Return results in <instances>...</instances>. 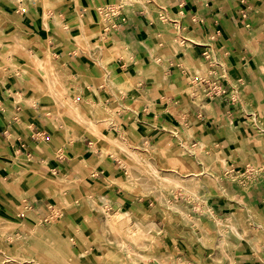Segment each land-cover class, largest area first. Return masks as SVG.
<instances>
[{
	"label": "crops",
	"instance_id": "1",
	"mask_svg": "<svg viewBox=\"0 0 264 264\" xmlns=\"http://www.w3.org/2000/svg\"><path fill=\"white\" fill-rule=\"evenodd\" d=\"M114 2L124 6L126 24L102 39L96 8ZM0 16L5 21L0 39L6 42L18 36L26 43L20 54H9L16 69L22 60L28 61V54H41L48 46L55 60L74 75V82L87 89L82 102L112 107L113 120L131 140L159 146L171 127L182 143L200 146L199 165L209 163L213 153L222 157L225 167H235L248 134L239 109H219L222 102L216 98H206L204 104L197 93L188 95V73L196 74L194 67L205 59L203 52L217 56L209 42L215 39L232 75L244 80L254 102L264 103L259 78L264 69V0H0ZM177 36L183 48L176 45ZM0 50L8 53L9 46ZM8 67L0 75V216L40 218L61 210L53 179L64 174L78 179L85 172L88 180L79 182L84 194L104 197L124 209L145 205L136 195L112 186L120 160L103 153L106 144L100 145L86 130L70 138L75 131L71 126L66 133L58 122L53 98L29 91ZM27 97H34V102L30 104ZM102 206L103 212L108 210V204ZM16 207H20L17 213ZM153 215L161 229L160 245L179 247L177 254L191 260L187 248L193 243L186 234L172 232L178 231V222L164 223L158 211ZM196 249L198 259L206 258L205 249ZM152 259L146 264H153Z\"/></svg>",
	"mask_w": 264,
	"mask_h": 264
},
{
	"label": "rangeland",
	"instance_id": "2",
	"mask_svg": "<svg viewBox=\"0 0 264 264\" xmlns=\"http://www.w3.org/2000/svg\"><path fill=\"white\" fill-rule=\"evenodd\" d=\"M43 14L45 15L44 12ZM4 24L5 21L0 16V33ZM189 37L188 34H184V38L189 40ZM209 42L216 50L217 56L207 58L203 55L205 59L194 67L196 74L192 76L188 73L190 88L187 94L197 93L198 100L204 97V104L207 101L206 98H216L217 101L222 102L219 109H225L227 106H237L239 109L242 128L248 131V134L243 140L244 147L235 157V167H225L221 161L222 157L213 153L209 154V163L199 165L198 163L203 160L200 146L182 143L179 136H176L179 133L175 134L171 127H168L169 134L166 141L159 146L145 145L144 139L133 141L128 137L126 144L134 147L133 149L141 153L143 157H147L162 169H169L171 175L180 176L183 184L188 180L193 183L190 188L174 183L169 184L170 187L161 184L156 187L151 185L150 176L142 162L134 163V160L119 146L107 145L103 136L95 134L100 145L106 144L103 153H110L108 156L120 160V163L116 164L117 173L110 181L112 186H118L136 195L141 198L139 202L145 205L139 204L135 209H124L110 205L104 198L93 206L88 198L94 197V194H84L79 185L80 181L83 183L88 180L87 172L83 173L81 178L71 180L67 185L61 186L53 182L56 185L54 193H58L61 198L59 205L61 210H51L40 218L29 215L19 218L17 214L2 216L13 221L15 226L8 225L3 230L0 229V249L8 247L11 251L19 252V255L15 260L10 261H4L0 256V264H34L32 260L35 262L39 260L40 264H66L67 258L73 260L71 264H97L100 262L99 254L101 253L108 255L107 260L105 257L102 258V264L113 263L117 255L120 257L115 264H146L151 258H153L151 261L153 264H264V103L253 101L244 80L232 75L216 40L212 39ZM8 43V40L5 42V39L1 38L0 48ZM13 44L14 48L20 51H11L10 54H20L21 49H26L25 46ZM176 45L183 48L181 38L178 36ZM167 46L169 42L165 40L163 47ZM42 52L43 50L39 53ZM50 56L52 61L58 62L52 54ZM41 57L42 54L33 56L28 54V61L22 60L23 65L20 69H16L15 64L11 65L0 58V75L6 74L5 68L9 66L17 80L28 84L29 91H38L53 97L43 80L44 69L33 60V58ZM258 62L261 61L258 60ZM16 70H21V75H17ZM64 71L67 73L64 83L68 89L63 94H57L56 98L53 97V108L56 110V118L61 126L64 127L65 123L70 126V130L71 126L73 127L75 132L70 138L76 137V131L86 130V133L93 134L92 130L84 127L74 118L72 109L77 106L80 112L99 121V128L103 133L110 136L123 133L127 136V130L113 120L112 107L109 109V106L98 105L91 101L88 102V106L84 104L82 100L87 89L78 86L74 82L73 75L65 69ZM259 76L264 84L263 67L259 71ZM202 78L204 81L201 83ZM33 79L39 81V87L32 86ZM206 80L209 83H206ZM212 80L220 86L222 92H210L208 84L210 85ZM55 99L61 103L54 101ZM69 103L71 106H68ZM209 108L216 110L213 104H209ZM141 137L144 138V135ZM107 147H109L108 150H106ZM129 163L132 165L131 168ZM204 170L206 172L202 174ZM148 201L151 205L146 208ZM101 203L108 204V210L105 212L110 214L127 212L131 217L138 216L143 221L150 218L155 222L153 212L158 211L163 213L161 221L164 223H169L171 220L177 221L178 231L172 232L174 235L180 232L186 234L189 242L193 243L187 248L192 259L189 260L182 257L183 254H177L179 247H173L170 250L160 245L161 229L158 224L154 229L143 231V236L139 234L141 236L139 238L138 235L128 234L127 242L130 245V252L118 251L119 235L110 232L101 233L106 219L105 213L101 210V207H104ZM171 204L175 206L171 207ZM19 208L16 207L15 213ZM179 210L183 212V215L179 213ZM56 216L58 219H55ZM216 218L221 220V230H217ZM109 229L113 230L110 224ZM257 234L260 237L256 236ZM251 243L255 245L252 246ZM197 247L205 249L206 258L196 257Z\"/></svg>",
	"mask_w": 264,
	"mask_h": 264
},
{
	"label": "bare ground",
	"instance_id": "3",
	"mask_svg": "<svg viewBox=\"0 0 264 264\" xmlns=\"http://www.w3.org/2000/svg\"><path fill=\"white\" fill-rule=\"evenodd\" d=\"M44 13H45V15L43 14L44 15V20L43 21L46 24V22H45L46 21V17H47L46 16V11H44ZM8 42H9L8 43V46H9L8 53L2 52L0 50V58L2 60H4L5 62L10 63L11 65H14V63L9 58V54H10L9 52H11V51L14 52L16 50L14 48V44L13 43L19 44V46H25L26 43L23 40H21L18 36H13L12 38H10L8 40ZM23 50H24V48H23ZM18 51H20V50H18ZM41 54H42V57L41 58H38V59L33 58V60L36 63H38L39 66H41L44 69V74L42 75L44 77L43 80H45L44 82H45L46 86L48 87V90H49L50 94L53 95V97L56 98L57 94L58 95L63 94L68 89L67 86L64 83L65 80H66V74L67 73L64 71V68L62 67V65H60L58 62H54V61L51 60V56H50L51 51H50V48L48 46H46L43 49V52ZM31 84H32V86H34L36 88L39 87V85H40L39 84V81H37L36 79H33L31 81ZM18 97H20L19 94H18ZM26 100L28 102H30V104H31V103L34 102V97H27ZM55 101L58 102V103H61V101H59L57 99H55ZM69 105H70V103L68 104V106ZM59 107H60V105L58 106V108ZM77 107H79V106H77ZM77 107L74 108V109H72V107H70L72 109L73 113H74L73 114L74 115V118L80 124H83L84 127L92 130L94 135L95 134H98V135L103 136L105 138V141H106L107 145L108 144H113V145L115 144V145L119 146L122 151H125L134 160V163H135V161L136 162H142L144 168L147 170V173L150 176V182H151V185L152 186H156L157 187L160 184L167 186L169 184L173 185L172 183H174V184L181 185V187L183 185V186H185L187 188H190V186L193 184L192 181L189 182V180L186 181L183 184L180 181L182 179L180 176L171 175V173L168 171L169 169L168 170L162 169V168L158 167L157 165H155V163H152V161L150 159H148L147 157H143L141 155V153H139L138 151H136V150L133 149L134 147H132V146L130 147L129 145L126 144L127 143V140H128V137L125 136L123 133H120L118 136H110V135H107V134L103 133L101 131V129L99 128V123H98L99 121L96 118H91V117L85 115L84 113L80 112V110ZM64 129H65V131L67 133L70 132V126L68 124H65L64 123ZM174 133H176V131H174ZM108 148L109 147H107L106 150H108ZM91 149H94V145L91 146ZM129 164H130L129 165V168H131L132 165H131V163H129ZM71 180H72V178L70 176L64 174V175H57V176H55V178L53 179V182H55V183L63 186L65 184L67 185V183H69ZM76 182H77V180L75 181V183ZM167 187H170V185L167 186ZM88 199H89V202L93 206H96V204L99 203V201H103L104 200V197H98V198H96V197L89 196ZM101 205H102V203H101ZM172 206H175V205L171 204V207ZM104 213H105V218H106V219L104 218L105 219V225L102 228V231L103 232H101V231L100 232L101 233L110 232V233H114V234H118L119 235V238H118V248H117L118 251H121L122 250V251H124L126 253H129L130 252V249H129L130 248V245L127 242V235L128 234H131L132 233L135 236L138 235V238H139V237L143 236L142 235V232L143 231L145 232L147 230L154 229V228L157 227L156 223L152 219H150V218L147 219L146 221H143L138 216L131 217L127 212L110 214V213L104 211ZM179 213L181 215H183L182 214L183 213L182 211H180ZM226 219H229V218H226ZM216 222H217L216 223L217 224V230H221V225H220L221 220L218 219V218H216ZM109 224L113 227V230H110L109 229ZM8 225L9 226H15L13 224V221H11V220H9V219H7L5 217L0 216V229L3 230ZM123 233H125V235ZM139 234H141V236H139ZM256 236L260 237L258 234ZM133 238H135V237H133ZM148 238H149V236H148ZM221 239H223V238H221ZM251 245L254 246L255 243H251ZM18 255H19V252L14 251V250L11 251V250H9L8 247H3V248L0 249V256L3 258L4 261L15 260L18 257ZM99 256H100V260H99L100 262H98L97 264H102V258L103 257H105V260L108 259V255L106 253H101V254H99ZM119 257L120 256L117 255L115 257L113 263H111V264H115V262L117 261V259ZM32 261L34 262V264H40V261L39 260H37L36 262L34 260H32ZM72 261L73 260L71 258L70 259L67 258L65 260L66 264H71ZM116 264H118V263H116Z\"/></svg>",
	"mask_w": 264,
	"mask_h": 264
},
{
	"label": "built area",
	"instance_id": "4",
	"mask_svg": "<svg viewBox=\"0 0 264 264\" xmlns=\"http://www.w3.org/2000/svg\"><path fill=\"white\" fill-rule=\"evenodd\" d=\"M96 11L98 13V22L101 27L99 37L102 39H106L112 31L121 30L126 24L127 16L121 2L100 5L96 8ZM161 18L167 20L166 17L161 16ZM203 55L207 58L210 57L206 52H203ZM203 81L204 79L202 78L200 82L202 83ZM206 83L209 82L206 80ZM208 88L210 92H222V89H220V86L217 85L214 80L211 81L210 85L208 84Z\"/></svg>",
	"mask_w": 264,
	"mask_h": 264
}]
</instances>
